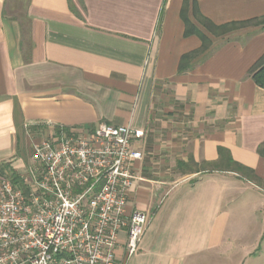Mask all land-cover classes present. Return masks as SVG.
Listing matches in <instances>:
<instances>
[{"label":"crops","instance_id":"crops-1","mask_svg":"<svg viewBox=\"0 0 264 264\" xmlns=\"http://www.w3.org/2000/svg\"><path fill=\"white\" fill-rule=\"evenodd\" d=\"M186 2L214 46L179 74L202 46L185 36ZM199 15L218 26L262 18L264 0H0V172L26 174L33 145L61 128L146 134L129 210L150 223L137 253L118 249L123 264H264V89L250 76L264 30L216 37ZM220 148L263 183L195 171ZM241 197L253 202L248 225Z\"/></svg>","mask_w":264,"mask_h":264},{"label":"built area","instance_id":"built-area-1","mask_svg":"<svg viewBox=\"0 0 264 264\" xmlns=\"http://www.w3.org/2000/svg\"><path fill=\"white\" fill-rule=\"evenodd\" d=\"M143 130L61 128L32 148L29 170L0 172V264H123L150 223L129 210Z\"/></svg>","mask_w":264,"mask_h":264},{"label":"trees","instance_id":"trees-1","mask_svg":"<svg viewBox=\"0 0 264 264\" xmlns=\"http://www.w3.org/2000/svg\"><path fill=\"white\" fill-rule=\"evenodd\" d=\"M182 19L185 23L186 28L185 36L189 37L192 35H198L202 40V46L199 50L185 54L181 57L179 65V74L187 73L188 71L192 70L197 60L199 61L200 58L201 60H205L207 57H209L214 46V43L211 38L207 34L202 32L199 28H197L188 17L187 2L183 6ZM199 19L201 20L203 26L209 31V33L216 37H223L235 31L245 29L253 28L256 30H264V17L241 22H232L221 26L215 25L209 19L204 18L201 15H199ZM250 76L259 87L264 89V57L261 58V60H259V62H257L255 66L251 69ZM64 130H68V128H64ZM258 153L261 157L264 158V144L260 146ZM179 168L184 172L186 170H191L188 164L181 163L179 164ZM196 168L197 169L195 171L203 173H211L215 171L236 173L249 181L263 183L255 175L253 170L235 162L231 158L230 153L224 148L219 149V161L217 163L203 164L202 166L196 165ZM5 169H8L13 172L15 176L17 175V173L9 167H6Z\"/></svg>","mask_w":264,"mask_h":264},{"label":"rangeland","instance_id":"rangeland-1","mask_svg":"<svg viewBox=\"0 0 264 264\" xmlns=\"http://www.w3.org/2000/svg\"><path fill=\"white\" fill-rule=\"evenodd\" d=\"M246 199H248V198L241 197L240 202L238 203V205H239L238 208L240 209V211H245V216H243L245 218L244 222L248 225L249 224L248 221L250 218H249V215L247 213L250 209L253 208V202L250 200H246Z\"/></svg>","mask_w":264,"mask_h":264}]
</instances>
